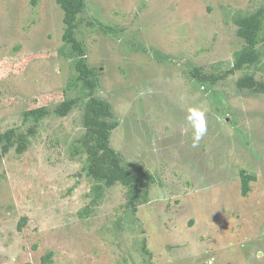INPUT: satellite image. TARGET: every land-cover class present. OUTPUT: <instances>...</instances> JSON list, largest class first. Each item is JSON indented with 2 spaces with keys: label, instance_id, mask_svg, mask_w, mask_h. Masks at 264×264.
<instances>
[{
  "label": "rangeland",
  "instance_id": "obj_1",
  "mask_svg": "<svg viewBox=\"0 0 264 264\" xmlns=\"http://www.w3.org/2000/svg\"><path fill=\"white\" fill-rule=\"evenodd\" d=\"M84 1L77 38L118 124L112 147L153 184L136 213L116 184L80 219L94 182L73 145L89 98L62 54L63 12L56 0H0V134L36 126L25 153L15 146L0 163V264H42L49 252L51 264H264V94H240L242 72L224 76L243 47L234 18L264 0ZM194 68L220 80L197 90ZM67 100L76 103L60 117ZM40 107L47 117L25 119ZM191 108L207 124L196 147ZM242 170L257 176L247 197Z\"/></svg>",
  "mask_w": 264,
  "mask_h": 264
},
{
  "label": "trees",
  "instance_id": "obj_2",
  "mask_svg": "<svg viewBox=\"0 0 264 264\" xmlns=\"http://www.w3.org/2000/svg\"><path fill=\"white\" fill-rule=\"evenodd\" d=\"M39 0H31V5L37 7ZM56 4L63 12L64 34L62 40L69 52L62 53L64 57L75 60V68L78 73L77 81L82 84V91L89 98L84 112V135L73 145L76 154L86 155L84 171L94 185L89 197L91 202L79 213L80 219H86L94 206H98L103 201V193L106 188H111L116 184H121L129 190L128 206L136 213L139 203L145 202L148 198L149 189L153 184L154 176L149 171L143 169L141 165H134L133 170L130 166L123 165L122 159L114 150L111 144V133L118 127L117 123L110 124L108 119L115 116L111 107L106 101L96 95L97 88V69L90 67L86 47L78 37L79 16L84 12V0H56ZM237 27L236 35L242 40V50L234 53V62L230 70L224 76L234 73H244L236 81V89L240 94L262 95L264 94V80H259L258 74L264 71L263 55L260 53V44L264 41V10L260 9L250 15H239L234 18ZM113 29L109 27L108 31ZM117 32L113 30V37ZM259 47V48H258ZM147 53L143 50L142 53ZM170 60V59H169ZM164 61V59H160ZM10 67H3L1 71L8 72ZM190 78L195 82L196 89H203L205 85H214L220 78L213 75L202 73L201 68H194L189 73ZM76 100H67L61 103L56 113L60 117H66L75 105ZM183 114V112H181ZM48 116L47 109L40 107L25 113V119H33L34 124H38ZM36 126H32L25 134H17L14 129H10L0 134V163L5 155L15 147L17 154L22 155L27 150L29 138L36 134ZM132 166V165H131ZM257 176L242 170L240 172V194L247 197L252 190L251 183L256 182ZM90 209V210H89ZM27 225V217L21 218L18 228ZM49 252L42 257V264H51L52 254Z\"/></svg>",
  "mask_w": 264,
  "mask_h": 264
},
{
  "label": "clouds",
  "instance_id": "obj_3",
  "mask_svg": "<svg viewBox=\"0 0 264 264\" xmlns=\"http://www.w3.org/2000/svg\"><path fill=\"white\" fill-rule=\"evenodd\" d=\"M187 119L194 130L192 137V146L196 147L199 144V141L207 133V124L204 111L198 108H191L189 109V115Z\"/></svg>",
  "mask_w": 264,
  "mask_h": 264
}]
</instances>
